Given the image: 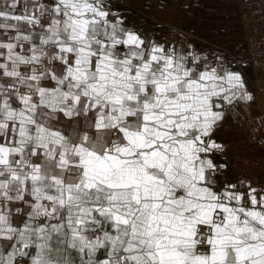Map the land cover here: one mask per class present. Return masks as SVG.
Instances as JSON below:
<instances>
[{
	"label": "snow or ice",
	"instance_id": "6c2138e0",
	"mask_svg": "<svg viewBox=\"0 0 264 264\" xmlns=\"http://www.w3.org/2000/svg\"><path fill=\"white\" fill-rule=\"evenodd\" d=\"M0 3V264H264V186L214 133L235 61L145 37L109 0Z\"/></svg>",
	"mask_w": 264,
	"mask_h": 264
},
{
	"label": "rangeland",
	"instance_id": "374dc122",
	"mask_svg": "<svg viewBox=\"0 0 264 264\" xmlns=\"http://www.w3.org/2000/svg\"><path fill=\"white\" fill-rule=\"evenodd\" d=\"M113 12L150 39L175 44L188 51L207 55L224 53L235 61L233 70L243 76L253 94L249 104L228 108L214 138L225 147L221 162L229 167L226 179L236 182L244 177L253 187L264 186V135L248 141L243 126V109H261L263 101L254 95L251 69L245 56V28L240 14V0H109ZM232 2V3H231ZM232 4V5H231ZM210 26L211 29H207Z\"/></svg>",
	"mask_w": 264,
	"mask_h": 264
},
{
	"label": "built area",
	"instance_id": "2783aa9c",
	"mask_svg": "<svg viewBox=\"0 0 264 264\" xmlns=\"http://www.w3.org/2000/svg\"><path fill=\"white\" fill-rule=\"evenodd\" d=\"M244 25L245 56L251 69L254 95L261 96L263 105L257 112L243 109V126L248 141L255 142L264 135V0H240Z\"/></svg>",
	"mask_w": 264,
	"mask_h": 264
},
{
	"label": "crops",
	"instance_id": "0c3cea01",
	"mask_svg": "<svg viewBox=\"0 0 264 264\" xmlns=\"http://www.w3.org/2000/svg\"><path fill=\"white\" fill-rule=\"evenodd\" d=\"M26 0H19V7L16 9L17 13H20L22 11L23 5L25 4ZM0 3H2V0H0Z\"/></svg>",
	"mask_w": 264,
	"mask_h": 264
},
{
	"label": "bare ground",
	"instance_id": "6f19581e",
	"mask_svg": "<svg viewBox=\"0 0 264 264\" xmlns=\"http://www.w3.org/2000/svg\"><path fill=\"white\" fill-rule=\"evenodd\" d=\"M231 3H232V2H231ZM231 5H232V4H231ZM206 28H207V29H211V27H210V26H206Z\"/></svg>",
	"mask_w": 264,
	"mask_h": 264
}]
</instances>
